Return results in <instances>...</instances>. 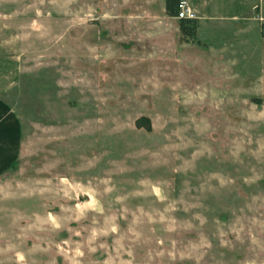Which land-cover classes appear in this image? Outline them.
Masks as SVG:
<instances>
[{"label":"rangeland","instance_id":"rangeland-1","mask_svg":"<svg viewBox=\"0 0 264 264\" xmlns=\"http://www.w3.org/2000/svg\"><path fill=\"white\" fill-rule=\"evenodd\" d=\"M163 22L165 0H0V264H264V38L174 71Z\"/></svg>","mask_w":264,"mask_h":264},{"label":"crops","instance_id":"crops-1","mask_svg":"<svg viewBox=\"0 0 264 264\" xmlns=\"http://www.w3.org/2000/svg\"><path fill=\"white\" fill-rule=\"evenodd\" d=\"M186 1L197 13V25L192 34H187L179 23L185 34L180 44L171 39L178 26L169 22L156 24L170 31L165 54L174 57L171 67L174 71L179 69L177 63L190 64L188 67L199 70L209 62L220 60L229 44L242 43V40L251 44L254 39L264 38V0ZM229 26L233 29L232 35L221 37L220 31ZM18 60L17 56L0 55V165L16 152L19 142L18 120L10 102L20 68Z\"/></svg>","mask_w":264,"mask_h":264},{"label":"trees","instance_id":"trees-1","mask_svg":"<svg viewBox=\"0 0 264 264\" xmlns=\"http://www.w3.org/2000/svg\"><path fill=\"white\" fill-rule=\"evenodd\" d=\"M180 0H165V8L169 14L175 15L179 7ZM179 23L182 31L187 34H192L197 25L196 18H179Z\"/></svg>","mask_w":264,"mask_h":264},{"label":"built area","instance_id":"built-area-1","mask_svg":"<svg viewBox=\"0 0 264 264\" xmlns=\"http://www.w3.org/2000/svg\"><path fill=\"white\" fill-rule=\"evenodd\" d=\"M175 15L178 18H197L196 11L186 0H180L179 7Z\"/></svg>","mask_w":264,"mask_h":264}]
</instances>
